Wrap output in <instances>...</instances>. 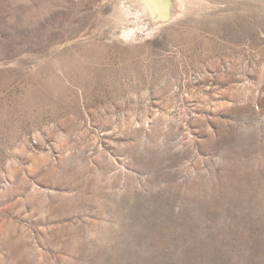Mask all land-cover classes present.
Instances as JSON below:
<instances>
[{
    "label": "rangeland",
    "instance_id": "obj_1",
    "mask_svg": "<svg viewBox=\"0 0 264 264\" xmlns=\"http://www.w3.org/2000/svg\"><path fill=\"white\" fill-rule=\"evenodd\" d=\"M137 2L0 0V264H264V0Z\"/></svg>",
    "mask_w": 264,
    "mask_h": 264
},
{
    "label": "bare ground",
    "instance_id": "obj_2",
    "mask_svg": "<svg viewBox=\"0 0 264 264\" xmlns=\"http://www.w3.org/2000/svg\"><path fill=\"white\" fill-rule=\"evenodd\" d=\"M139 1L140 2L139 3L137 2L138 4L135 3V5L138 6V8L139 6L141 8H144L145 11L148 13L149 17L157 19L161 17L160 13H162V11L165 10L166 8L170 9L172 16L178 13L179 8L183 6L185 0H139Z\"/></svg>",
    "mask_w": 264,
    "mask_h": 264
},
{
    "label": "water",
    "instance_id": "obj_3",
    "mask_svg": "<svg viewBox=\"0 0 264 264\" xmlns=\"http://www.w3.org/2000/svg\"><path fill=\"white\" fill-rule=\"evenodd\" d=\"M160 14H161V17L157 18V21H163V20L171 18L172 16L169 8H166Z\"/></svg>",
    "mask_w": 264,
    "mask_h": 264
}]
</instances>
